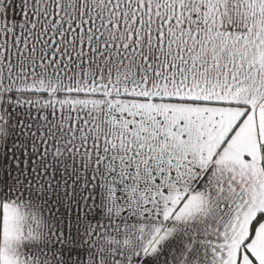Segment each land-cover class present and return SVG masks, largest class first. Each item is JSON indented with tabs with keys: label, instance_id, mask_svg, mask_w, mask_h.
<instances>
[{
	"label": "snow or ice",
	"instance_id": "snow-or-ice-1",
	"mask_svg": "<svg viewBox=\"0 0 264 264\" xmlns=\"http://www.w3.org/2000/svg\"><path fill=\"white\" fill-rule=\"evenodd\" d=\"M0 264H264V0H0Z\"/></svg>",
	"mask_w": 264,
	"mask_h": 264
}]
</instances>
